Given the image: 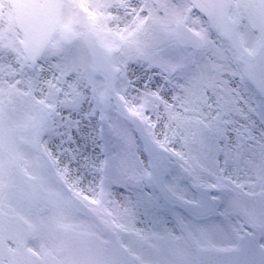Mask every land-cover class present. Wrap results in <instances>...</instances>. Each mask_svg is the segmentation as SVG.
<instances>
[{
	"label": "snow or ice",
	"instance_id": "1",
	"mask_svg": "<svg viewBox=\"0 0 264 264\" xmlns=\"http://www.w3.org/2000/svg\"><path fill=\"white\" fill-rule=\"evenodd\" d=\"M0 264H264V0H0Z\"/></svg>",
	"mask_w": 264,
	"mask_h": 264
}]
</instances>
